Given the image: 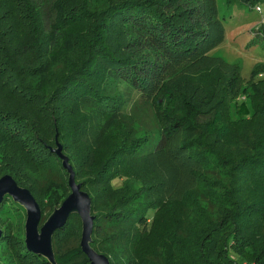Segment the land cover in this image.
Instances as JSON below:
<instances>
[{
	"label": "trees",
	"instance_id": "obj_1",
	"mask_svg": "<svg viewBox=\"0 0 264 264\" xmlns=\"http://www.w3.org/2000/svg\"><path fill=\"white\" fill-rule=\"evenodd\" d=\"M217 12L216 0H0V177L30 190L44 222L70 193L57 139L109 264H264V104L243 88L252 125L220 118L241 77L208 53ZM19 211L0 200V264H51L2 220ZM80 231L76 213L54 231V264L89 263L65 247Z\"/></svg>",
	"mask_w": 264,
	"mask_h": 264
},
{
	"label": "rangeland",
	"instance_id": "obj_2",
	"mask_svg": "<svg viewBox=\"0 0 264 264\" xmlns=\"http://www.w3.org/2000/svg\"><path fill=\"white\" fill-rule=\"evenodd\" d=\"M226 1L228 0H216L217 15L223 25V37L221 42L208 53L214 57L222 58L224 61L226 60L227 64H223L225 67L235 65L237 69L239 68L241 78L238 83L240 89L235 85L229 91L227 103L219 112L222 121L227 123L231 128V132H235L245 125L246 127L252 125L247 122L242 123L243 118L251 114L248 107L249 103L245 106L239 101L246 99L247 92L251 93L249 100L253 105L264 104V70L258 68L260 65L264 66V3L261 4V7L256 5L250 8L240 7L237 2H234L235 4L228 8ZM255 70L257 71L252 76ZM211 75H213V71L207 68L195 73V77L201 76L203 80H208ZM259 79L261 80L259 81ZM243 88H246L247 92H243ZM19 213L21 215L16 214L9 220L5 219L9 216H2V220L4 223L10 221L14 227L17 223H20L24 229L25 209L23 213L20 211ZM42 223V220H40L39 225ZM79 242L80 239L78 242L73 239L67 241L66 250L74 248L77 243L80 244Z\"/></svg>",
	"mask_w": 264,
	"mask_h": 264
},
{
	"label": "water",
	"instance_id": "obj_3",
	"mask_svg": "<svg viewBox=\"0 0 264 264\" xmlns=\"http://www.w3.org/2000/svg\"><path fill=\"white\" fill-rule=\"evenodd\" d=\"M56 146L51 150L61 159L62 167L68 173L70 193L58 207H55L46 220L39 225L41 208L30 190L20 186L9 174L0 177V200L8 195L13 201L24 207L26 212L24 232L25 247L34 254L45 257L51 264L55 263L52 247V236L55 230L61 228L72 213H76L81 220L80 247L86 254L89 264H109V259L94 250L91 245L93 218L91 214V198L75 180L74 171L68 157L62 153V146L55 140ZM2 229L0 228V235Z\"/></svg>",
	"mask_w": 264,
	"mask_h": 264
}]
</instances>
